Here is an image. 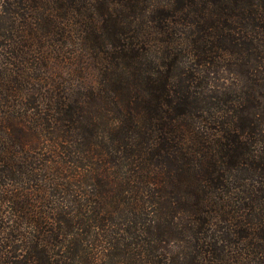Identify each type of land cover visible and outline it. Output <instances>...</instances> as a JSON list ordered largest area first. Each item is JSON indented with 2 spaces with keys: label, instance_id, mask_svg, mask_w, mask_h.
I'll use <instances>...</instances> for the list:
<instances>
[{
  "label": "trees",
  "instance_id": "trees-1",
  "mask_svg": "<svg viewBox=\"0 0 264 264\" xmlns=\"http://www.w3.org/2000/svg\"><path fill=\"white\" fill-rule=\"evenodd\" d=\"M0 264H264V0H0Z\"/></svg>",
  "mask_w": 264,
  "mask_h": 264
},
{
  "label": "rangeland",
  "instance_id": "rangeland-1",
  "mask_svg": "<svg viewBox=\"0 0 264 264\" xmlns=\"http://www.w3.org/2000/svg\"><path fill=\"white\" fill-rule=\"evenodd\" d=\"M89 82H92V83H94V80H93V78H91V79L89 80Z\"/></svg>",
  "mask_w": 264,
  "mask_h": 264
}]
</instances>
